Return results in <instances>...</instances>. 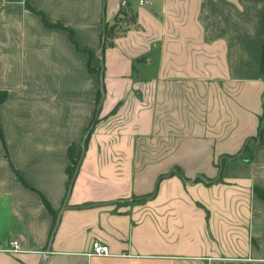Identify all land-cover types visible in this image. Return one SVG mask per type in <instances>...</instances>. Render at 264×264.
<instances>
[{"label": "crops", "instance_id": "crops-1", "mask_svg": "<svg viewBox=\"0 0 264 264\" xmlns=\"http://www.w3.org/2000/svg\"><path fill=\"white\" fill-rule=\"evenodd\" d=\"M121 2L0 0V264H264V0Z\"/></svg>", "mask_w": 264, "mask_h": 264}, {"label": "trees", "instance_id": "trees-1", "mask_svg": "<svg viewBox=\"0 0 264 264\" xmlns=\"http://www.w3.org/2000/svg\"><path fill=\"white\" fill-rule=\"evenodd\" d=\"M125 9H126V7L125 8H122V7L120 8V10H119V12H118L117 16L115 17L114 22L112 24H107V23L103 24L104 43H103V46L101 48V53H100V58L102 60V63L104 61V56H103L104 49L108 45H111V43H112L111 39L113 37H115L117 34H119V32H123V29H122L120 23L121 22L129 23L130 21L133 20V17ZM262 70H263V73H264V43H263V46H262ZM97 74H99V72H97ZM102 93H103V88L101 87V89L99 90L98 95L96 97L95 112L97 111L96 110L97 108H100L98 104H99V101H100V99L102 97ZM7 96H8L7 90L0 89V103H3L7 99ZM94 118L96 119L95 121H97L96 116H94ZM94 118L91 121V123L89 124V126L87 127V129L85 131L86 133H85V135L83 136V138L81 140L83 150L86 147V145L88 144L89 136H90V133H91L92 129H91L90 132H88V130H89L90 127H92V123L94 122ZM69 154H70V157H71L72 165L67 169V173H68V177H69L68 183L72 182L73 178L75 177L77 164H78V161H79V156L77 158H73L72 148L69 149ZM234 158H237V156H235ZM175 171L176 170H173V172H175ZM171 173H172V171H171ZM200 180H204V178H202L201 176H195V178H193L192 181L197 182V181H200ZM254 191L259 197H261L264 200V190L263 189L256 187Z\"/></svg>", "mask_w": 264, "mask_h": 264}, {"label": "built area", "instance_id": "built-area-1", "mask_svg": "<svg viewBox=\"0 0 264 264\" xmlns=\"http://www.w3.org/2000/svg\"><path fill=\"white\" fill-rule=\"evenodd\" d=\"M130 0H122L121 2V7L125 8L127 7L128 3ZM135 2L138 5H143L145 3H148L149 0H135ZM91 253L92 255H98V256H103V255H108L109 254V248L107 245L100 243L99 241L95 240L92 242V247H91ZM4 251L10 252V253H19L22 252L23 249L21 248V243L18 239H12L9 241L8 247L3 249Z\"/></svg>", "mask_w": 264, "mask_h": 264}, {"label": "water", "instance_id": "water-1", "mask_svg": "<svg viewBox=\"0 0 264 264\" xmlns=\"http://www.w3.org/2000/svg\"><path fill=\"white\" fill-rule=\"evenodd\" d=\"M103 43H104V30H103L102 39H101V48H102V46H103ZM100 53H101V50L98 51L97 55L99 56ZM98 110H99V108H97V111H96L97 114H98ZM93 123H94V122H93ZM90 129H91V127L89 128L88 132L90 131ZM77 167H78V166H77ZM71 183H72V182H70V184H69V187H68L69 189H68V191L70 190ZM64 203H65V202H64ZM64 207H65V204L62 205L61 210H62ZM59 216H60V212H58V214H57L56 221H55V225H54V228H53V231H52V236H53V234H54V232H55V230H56V227H57V224H58V221H59ZM52 236H51V238H52ZM51 238H50V239H51ZM48 249H49V248H48Z\"/></svg>", "mask_w": 264, "mask_h": 264}, {"label": "rangeland", "instance_id": "rangeland-1", "mask_svg": "<svg viewBox=\"0 0 264 264\" xmlns=\"http://www.w3.org/2000/svg\"><path fill=\"white\" fill-rule=\"evenodd\" d=\"M103 97H105V93H104V91H103V93H102V98ZM86 133V132H85ZM85 133L83 134V136L85 135Z\"/></svg>", "mask_w": 264, "mask_h": 264}]
</instances>
